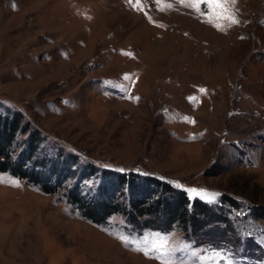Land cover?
<instances>
[{
    "label": "rangeland",
    "instance_id": "374dc122",
    "mask_svg": "<svg viewBox=\"0 0 264 264\" xmlns=\"http://www.w3.org/2000/svg\"><path fill=\"white\" fill-rule=\"evenodd\" d=\"M221 3L0 0V112L28 127L14 153L36 131L29 163L65 173L47 193L0 171V264H264V0ZM107 171L213 215L188 229L90 220L63 192L111 191Z\"/></svg>",
    "mask_w": 264,
    "mask_h": 264
},
{
    "label": "trees",
    "instance_id": "16d2710c",
    "mask_svg": "<svg viewBox=\"0 0 264 264\" xmlns=\"http://www.w3.org/2000/svg\"><path fill=\"white\" fill-rule=\"evenodd\" d=\"M21 119L18 112H0V171L24 178L44 192H55L62 187V180L65 179V173L57 170V162L53 161L49 166L46 165V158H42L29 163L39 142L36 131L30 132L28 147L26 145V149L17 155L14 153L18 135L28 129L27 123L23 124ZM107 174L114 181L111 191L105 181L91 198L84 197L76 184L63 192L81 214L95 222L105 221L111 214L121 212L132 224L150 227L151 219L178 223L183 229H188L190 226L200 228L206 218L213 215L207 203L198 199L191 201L183 190L161 180L112 171H107ZM123 185L130 189L128 202L126 199L118 200V196L115 198L113 194ZM228 199L236 204L230 197Z\"/></svg>",
    "mask_w": 264,
    "mask_h": 264
},
{
    "label": "snow or ice",
    "instance_id": "6c2138e0",
    "mask_svg": "<svg viewBox=\"0 0 264 264\" xmlns=\"http://www.w3.org/2000/svg\"><path fill=\"white\" fill-rule=\"evenodd\" d=\"M204 2L207 4L208 8L213 11V15L216 14V10L225 8L221 0H204ZM233 3H235V0H233ZM228 19H230L232 23H238L234 16H229Z\"/></svg>",
    "mask_w": 264,
    "mask_h": 264
}]
</instances>
